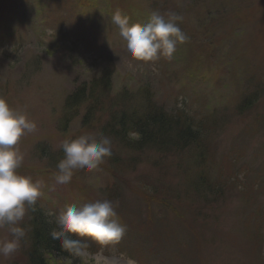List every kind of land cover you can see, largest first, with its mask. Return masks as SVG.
<instances>
[{
    "label": "rangeland",
    "instance_id": "374dc122",
    "mask_svg": "<svg viewBox=\"0 0 264 264\" xmlns=\"http://www.w3.org/2000/svg\"><path fill=\"white\" fill-rule=\"evenodd\" d=\"M117 10L139 23L154 11L176 12L189 39L177 45L171 59L136 60L112 23ZM108 66L111 93H104L103 111L88 101L63 129L66 97ZM144 93L170 115L216 122L204 172L222 194L209 209L198 201L200 219L183 213L192 198L185 199L188 204L175 202L171 192L157 202L141 188L143 182L178 192L188 188L193 171L183 168L194 164L187 151L143 153L135 168L122 170L104 159L94 170H76L68 184L54 179L65 138L107 136V110H126L128 103L138 107ZM255 93L251 108L239 111L244 98ZM0 96L36 124L16 145L24 157L17 171L43 183L35 205L26 206L20 225L25 232L30 209L42 211L54 224L50 213L65 205L107 199L126 239L103 254L123 257L121 264L128 259L156 264V258L163 264H264V0H0ZM111 152L125 156L117 146ZM108 188L115 189L116 200L104 197ZM180 203L182 210L175 208ZM161 207L165 210L157 219ZM7 238V230L0 229V240ZM26 249L25 235L14 253L0 255V264H25ZM49 264L94 262L73 255L52 257Z\"/></svg>",
    "mask_w": 264,
    "mask_h": 264
},
{
    "label": "clouds",
    "instance_id": "9594fccd",
    "mask_svg": "<svg viewBox=\"0 0 264 264\" xmlns=\"http://www.w3.org/2000/svg\"><path fill=\"white\" fill-rule=\"evenodd\" d=\"M112 23L118 26L127 52L132 58L155 61L161 57L171 59L178 44L187 42L189 37L179 27L183 16L176 12H152L144 23L131 22L130 17L117 10ZM36 130L22 108H12L0 96V229H6L8 238L0 240V255L10 256L20 246L26 232L21 227L27 207L34 206L42 195L43 183L32 177L21 175L17 169L23 162V154L16 147L21 137ZM63 158L57 164L54 179L57 184L70 183L74 172L80 169L94 170L106 157H110L111 141L99 134H82L65 138L61 142ZM27 206V207H26ZM55 215L58 226L50 232L53 240L77 257H91L94 264H121L123 257L105 256L103 252L91 254L80 239L89 237L102 246L118 243L126 229L120 223L115 207L110 200L72 203L65 205ZM127 264H135L128 259Z\"/></svg>",
    "mask_w": 264,
    "mask_h": 264
},
{
    "label": "trees",
    "instance_id": "16d2710c",
    "mask_svg": "<svg viewBox=\"0 0 264 264\" xmlns=\"http://www.w3.org/2000/svg\"><path fill=\"white\" fill-rule=\"evenodd\" d=\"M111 77V67H105V70L96 80L88 84H81L66 97L64 100L65 114L61 121L63 129L66 128L67 123L77 117L80 107H86L88 101L99 107L100 113L103 111V101L106 99L104 93L107 96L111 93ZM255 100H257L256 93L246 96L240 104L239 111L244 112L250 109ZM140 104L135 107L128 103L127 107H125L126 110H120L116 106L107 110L109 121L105 125L104 130L111 141V145H113L111 148L117 146L125 156H115L112 152L110 157L104 159L109 164L115 165L117 170H122L130 167L135 168L138 165V157L143 158L145 153L175 155L184 151L189 152L194 165L185 163L192 166L183 168L186 173L193 171L192 182L188 188L183 187L178 192L174 188V190H171L170 188L162 187L160 184L144 182L141 188L144 194L149 196V199L157 202L167 200L164 196H171V192L176 194L175 202L184 199L185 203L188 204L185 199L192 198L183 213H188L192 218L200 219L203 209H199L200 207L195 209L198 201L204 209H209L213 202L217 201L222 194L221 186L211 183L207 179L206 172H204L209 169L206 166V162L209 152L211 153L210 138L212 136L211 132L214 130L212 125L216 123L215 120L205 118L203 121L194 122L184 113L170 115L161 108L156 107L151 97L145 93ZM91 113L92 111L88 114L90 115ZM63 154L60 149L56 160L57 164L63 158ZM116 196L114 188H108L104 192V197L108 199L116 200ZM201 201L205 204H202ZM183 207L181 203L175 205L176 209L182 210L184 209ZM217 207L218 205L213 208L214 211H212L211 215L205 216L204 220L211 218ZM164 210L165 207L159 208L157 219H161L160 217H162V211ZM183 213L181 214L182 216ZM57 227L55 223L48 222L42 211L29 210L26 225L27 249L25 251V264H49V259L52 257L69 258L73 256L61 247L60 241L51 238L50 232ZM71 238L82 240L87 245V251L91 254L102 251L105 255H109L108 251L114 248V245L102 246L89 237H77L73 234ZM125 239L126 237H122V243H124ZM142 257L147 258V254H143ZM152 258L156 257L152 256ZM155 262L156 264H163V259L156 258ZM152 263L154 264V262Z\"/></svg>",
    "mask_w": 264,
    "mask_h": 264
}]
</instances>
